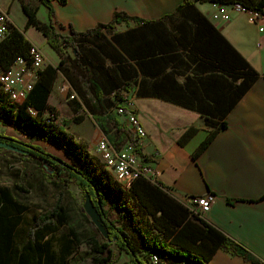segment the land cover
Returning a JSON list of instances; mask_svg holds the SVG:
<instances>
[{
	"label": "trees",
	"instance_id": "obj_1",
	"mask_svg": "<svg viewBox=\"0 0 264 264\" xmlns=\"http://www.w3.org/2000/svg\"><path fill=\"white\" fill-rule=\"evenodd\" d=\"M19 1L26 16L24 28L32 26L39 31L59 59L55 66L45 64L37 72L33 88L22 102L11 100L2 91L0 82V127L11 128L27 139L20 141L11 137L13 142L9 143L18 148L17 153L21 157L36 162L43 179L53 186L57 194L52 204L38 211L31 210L11 188L0 186V264H115L117 253L121 252L128 255L124 264H209L218 249L259 264L243 243L213 227L198 214L187 209L180 213L176 211L158 183L152 184L141 177L128 187L122 186L106 171L102 161L100 163L91 156L86 144L76 141L73 134L54 123L58 113L47 103L57 73L62 72L81 100H74L76 104L70 120L80 123L84 119L81 112L87 110L105 133L109 131L108 126H112L122 133V139L133 143L130 130L114 113V109L124 103V94L131 92L132 84L138 83L136 79L132 84L127 83L135 75L134 66L128 62V58L135 61L139 71L144 74L146 55L163 48L173 51L177 45V33H172L175 42L164 40V47L160 41L149 42L147 36L159 30L153 23H162L169 18L173 20L179 13H197L226 45L225 50L216 48L215 53L216 68L223 73L219 78L229 80L228 94L224 93L222 97H215L202 105H194L170 98L173 86L164 93H160L161 90L154 93L162 95L169 102L196 109L205 118V124L211 129L193 152L192 158H196L226 128V116L241 96L258 78L263 77L264 80V73L260 74L248 64L201 15L202 11L196 3L234 5L264 16V0H182L173 14H166L157 21L128 16L119 10L113 12L108 22L98 23L81 32L70 27L67 34L57 29L64 28L61 23H55L52 6L53 1L64 5L66 0H37L48 9V22L38 18L37 3ZM130 21L136 24L135 28L117 31L120 24ZM164 34L160 31L157 35ZM199 37L209 39L203 34ZM30 46L23 31L10 22L6 36L0 40V71L7 69L17 57L28 56ZM70 49L74 51L73 55L67 52ZM153 60L164 59L156 56ZM161 76L173 80L174 74L168 71ZM29 107L36 113L31 114ZM48 114L52 118H47ZM66 124L63 123L64 126ZM196 131L195 127H189L178 142L185 143ZM1 137L10 136L0 132V142L5 143L7 141ZM35 140L60 146L70 162L45 152L41 146L33 143ZM134 146L144 161H155L143 153L141 145ZM1 147H4L3 144ZM28 178V172L23 171L20 182L24 183ZM70 183L81 191L83 200L90 195L95 205L97 200L100 202L106 236L91 222L85 210L74 205V196L68 191ZM260 200H264V196ZM152 256L157 261L152 262Z\"/></svg>",
	"mask_w": 264,
	"mask_h": 264
},
{
	"label": "crops",
	"instance_id": "obj_2",
	"mask_svg": "<svg viewBox=\"0 0 264 264\" xmlns=\"http://www.w3.org/2000/svg\"><path fill=\"white\" fill-rule=\"evenodd\" d=\"M31 1L37 3L39 10L41 9L42 4H39L37 0ZM181 1L66 0L64 5L53 1L52 6L55 10V23H61L64 28L57 29L67 34L70 27L81 32L95 27L98 23L108 22L113 12L119 10L124 11L128 16L157 21L166 14H173ZM196 6L202 11L201 15L248 61L254 70L260 74L264 73V16L251 22L247 12L226 6L229 19L224 20L212 16L215 11L212 4L196 3ZM47 10L46 8V16ZM0 12L8 15L11 23L23 31L31 45L41 48L39 43L26 34L29 28H24L26 16L22 12L19 0H0ZM12 14L21 20V26L16 23ZM42 21L48 22V16ZM153 24L159 30L147 36L149 42L160 41V45L164 47V40L175 42L172 33H177V45L173 51L163 48L160 51H154L152 54L155 56L146 55L144 74L139 71L135 61L128 58V62L134 66L135 75L129 78L127 83L132 84L135 79L138 82L135 85L132 84V90L128 94L134 97L136 111L147 133L141 145L143 153L155 160L149 162L157 173V183L171 199L176 211L180 213L185 209L188 210L184 203L188 196L213 193L215 201L209 211L200 217L231 238L243 243L251 255L258 259L259 264H264V200H260L264 196L263 77L258 78L241 96L235 107L228 112L226 128L212 139L201 154L192 158L193 152L206 138L211 128L205 124V118L196 109L177 102H169L163 99L162 95L154 93L157 90L164 93L167 89L171 90L173 86V94L171 97L169 95L166 97L184 100L194 105H202L215 97L216 99L222 97L224 93L228 94L229 80L219 78L223 73L216 68L217 52L215 53L216 48L225 50L226 45L218 39L209 26L204 24L197 13H179L173 20L169 18L164 19L162 23L154 22ZM160 24L162 26H159ZM135 27L136 24L133 21L123 22L118 26L117 31L123 32ZM160 31L165 34L157 35ZM200 34H203L205 38L208 36L209 39L200 38ZM45 55L44 65L57 64L59 56L49 59L46 53ZM156 56L164 60H153ZM168 71L174 74L173 80L170 77L161 76ZM140 81H142L141 84ZM1 88L4 92L3 84ZM70 95H74V100L76 99L77 102L81 101L68 80L60 72L57 73L47 104L54 107L58 113L54 123H58L63 128V123L67 122L64 129L73 134L69 123L74 114L73 107L76 102L70 100ZM68 110L71 115L60 121L63 117L62 112L67 113ZM83 116L84 119L77 124L80 128L73 134L76 141L84 144L90 142L94 148L99 138H106L116 147H124L128 143L129 140L122 139V133L112 126H108L109 131L105 133L94 121L91 113ZM119 119L124 121L123 116H119ZM189 127H195L197 131L185 143L180 144L178 139ZM9 130L13 129L0 128L3 135L16 138V135ZM33 143L43 146L48 152H51V147L64 152L60 146L49 142L35 140ZM92 146L87 145L90 154H93ZM64 154L66 155L65 152ZM105 169L108 171L107 168ZM110 174L115 177L114 174ZM115 179L117 180L116 177ZM149 182L152 183V181ZM119 254L124 264L128 260V255L125 252ZM208 263L254 264L239 255H232L221 249L215 251Z\"/></svg>",
	"mask_w": 264,
	"mask_h": 264
},
{
	"label": "built area",
	"instance_id": "obj_3",
	"mask_svg": "<svg viewBox=\"0 0 264 264\" xmlns=\"http://www.w3.org/2000/svg\"><path fill=\"white\" fill-rule=\"evenodd\" d=\"M212 6L215 7L212 15L214 18L229 19V14L225 9L228 5L213 3ZM229 7L234 8V10L245 11L239 6L230 5ZM245 12L248 13L247 17L251 22L256 21L261 16L255 11ZM10 22L8 15L0 12V40H3L6 36ZM43 57L44 54L40 48L31 45L28 56L25 58L22 56L17 57L7 69L0 71V82L3 84L4 93L11 100L22 102L26 98L37 79V72L44 66ZM70 98H74V95H70ZM28 109H30V113H36L34 109L30 107ZM114 113L123 116L125 126L133 135V143L128 141L124 147H116L110 144L106 138H99L95 144L99 159L107 166V170L114 174L118 182L126 187L135 179L141 177L152 181V183H157V173L151 162L144 161L137 154L134 146L136 144L142 145L144 138L147 136L136 111L134 97L131 95L125 96L124 103L116 107ZM47 118H52V115L48 114ZM213 201H215L214 194L207 193L201 196H188L184 203L190 212L201 216L209 211ZM151 261L155 262L157 260H154L152 256Z\"/></svg>",
	"mask_w": 264,
	"mask_h": 264
},
{
	"label": "rangeland",
	"instance_id": "obj_4",
	"mask_svg": "<svg viewBox=\"0 0 264 264\" xmlns=\"http://www.w3.org/2000/svg\"><path fill=\"white\" fill-rule=\"evenodd\" d=\"M45 10H46L45 6L42 5L41 9L38 10L37 12L38 18L42 19L44 17V19L42 20L46 19L47 16H46ZM12 16L14 17L16 23L19 24V26H21L22 25L21 20L15 14L14 15L12 14ZM28 28L29 29L26 30V34L29 35L32 39H34L37 43H39V45H41V48L43 50L41 48L40 50L44 54V57L46 56L45 53L47 54L48 56L47 58L49 59H54L55 57L58 56L56 51H54L52 48H50L47 45V43L45 42L46 40L44 36L39 31L32 28V26ZM67 52L71 55L74 54V51H72L71 49L68 50ZM60 74H62V72H60ZM128 95L129 94H124V96H128ZM74 98H71L70 100L74 101ZM70 113H71L70 110H68L67 113L62 112L63 117L60 119V121L62 119H65V117H67L68 115H71ZM82 114L90 115V113L87 110H83ZM69 127H70V131L73 134H75L76 131L80 128V125H77L76 123L71 121L69 123ZM63 128L65 127L63 126ZM9 131L13 133L14 135H16L15 139L20 140V141H27V139L23 138L22 135L14 132V130H9ZM8 136H11V135H8ZM86 144L87 145L89 144L92 146L90 142H87ZM41 148L44 149L43 146ZM92 148L94 147L92 146ZM94 149L96 150V148ZM94 149H92L93 154H91V156L95 158L96 160H98V162L102 163L98 157V154L96 153ZM50 151L51 152H48V151H45V152L52 154L56 157H59V159L65 162H70V160L66 157L64 152L59 151L58 149H54L52 147L50 148ZM23 171L28 172L29 178L24 183H21L20 182L21 173ZM0 186H7L11 188L14 191V193L18 196L19 199L27 203V205L29 206L31 210H38V211L41 209L45 210L49 204H52L54 197H56V194H57L53 186L45 182L35 161L29 160L28 158L21 157L19 153L13 151V149L6 150V148L4 147H0ZM17 187H21L22 189H19ZM68 191L74 196L73 197L74 205L77 208H81L84 210L83 208L84 200L82 198L83 196H82L81 191L77 188V186L74 185V183H70ZM117 256H118V260H116L115 264H122L123 262H122L120 254L117 253Z\"/></svg>",
	"mask_w": 264,
	"mask_h": 264
},
{
	"label": "water",
	"instance_id": "obj_5",
	"mask_svg": "<svg viewBox=\"0 0 264 264\" xmlns=\"http://www.w3.org/2000/svg\"><path fill=\"white\" fill-rule=\"evenodd\" d=\"M4 140H6L7 142L5 143H1L0 142V146L1 144H3L4 147H7L8 149H13V151H18V148L14 147L13 144L9 143V142H13V139L11 137H1ZM90 195H87L84 199V205L83 208L84 210L87 212V214L89 215L91 221L93 222V224L99 228V231L106 236V234L104 233V224H103V217H102V209H101V205L100 202L97 200L96 205L94 204V202L89 198ZM100 208V210H99Z\"/></svg>",
	"mask_w": 264,
	"mask_h": 264
},
{
	"label": "bare ground",
	"instance_id": "obj_6",
	"mask_svg": "<svg viewBox=\"0 0 264 264\" xmlns=\"http://www.w3.org/2000/svg\"><path fill=\"white\" fill-rule=\"evenodd\" d=\"M29 111H30V109H29ZM31 114H35V113H31Z\"/></svg>",
	"mask_w": 264,
	"mask_h": 264
}]
</instances>
